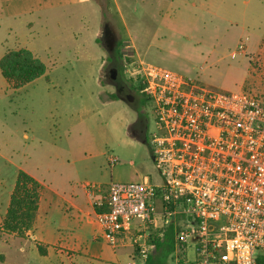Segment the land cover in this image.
Returning a JSON list of instances; mask_svg holds the SVG:
<instances>
[{"label":"rangeland","instance_id":"374dc122","mask_svg":"<svg viewBox=\"0 0 264 264\" xmlns=\"http://www.w3.org/2000/svg\"><path fill=\"white\" fill-rule=\"evenodd\" d=\"M105 26L123 53L119 74L128 86L124 64L134 56L206 87L264 98V0H0V59L25 48L46 67L17 89L0 71V176L6 182L14 181L16 166L46 175L79 170L78 179L104 187L162 182L151 145V102L141 92H130L136 96L128 101L106 77L111 56L118 55L101 41ZM142 113L152 120L147 137L134 131ZM64 213L56 224L68 222ZM70 226L75 229H62V238L79 230L76 222ZM80 234L85 244L91 241L89 228ZM99 242L107 257L95 260L119 264L109 244ZM121 254V264L142 262L129 251ZM169 262L176 263L174 255Z\"/></svg>","mask_w":264,"mask_h":264},{"label":"built area","instance_id":"2783aa9c","mask_svg":"<svg viewBox=\"0 0 264 264\" xmlns=\"http://www.w3.org/2000/svg\"><path fill=\"white\" fill-rule=\"evenodd\" d=\"M133 57L124 74L151 102V145L162 182H112L95 215L103 239L114 250L133 248L143 264L172 227L175 264H259L264 98L206 87Z\"/></svg>","mask_w":264,"mask_h":264},{"label":"crops","instance_id":"0c3cea01","mask_svg":"<svg viewBox=\"0 0 264 264\" xmlns=\"http://www.w3.org/2000/svg\"><path fill=\"white\" fill-rule=\"evenodd\" d=\"M103 66L104 62L101 64V70ZM15 169L14 181L6 182L0 176L1 223L7 213L20 170L41 185L38 211L32 228L23 236L6 233L0 228V264H57V262L103 264L95 260V257L101 254L107 257L104 254L107 252L105 247L99 246V240H103V237L102 230L95 221V215L103 210L98 204L106 194L107 187H104L102 182H92L86 178L78 179L79 170L68 169L58 172L57 175H46L38 169L30 171L17 166ZM60 211L65 212L64 216L68 218V222L55 223L54 218ZM73 222L78 223L79 230H72L70 235L62 238L60 236L62 229H75L70 226ZM83 228L90 229L91 241L87 244L80 234ZM108 249L119 264L123 256L121 252L129 251L130 257H136L131 247L114 250L109 245ZM155 253L156 249L150 257ZM168 264H170L169 259Z\"/></svg>","mask_w":264,"mask_h":264},{"label":"trees","instance_id":"16d2710c","mask_svg":"<svg viewBox=\"0 0 264 264\" xmlns=\"http://www.w3.org/2000/svg\"><path fill=\"white\" fill-rule=\"evenodd\" d=\"M118 58L114 59L115 68L123 74L121 58L123 53L117 52ZM130 60V57L127 58ZM0 71L12 88L23 87L46 72V67L41 60L25 48L7 51L0 59ZM131 90L135 88L129 85ZM121 98L118 94L115 98ZM41 185L33 177L20 170L11 195L10 204L1 228L6 233H16L23 236L30 230L35 222ZM156 253L149 257L145 264H168V259L175 250L173 228L169 227L162 239L156 241ZM258 263L264 264V254L259 255Z\"/></svg>","mask_w":264,"mask_h":264},{"label":"flooded vegetation","instance_id":"af4514ba","mask_svg":"<svg viewBox=\"0 0 264 264\" xmlns=\"http://www.w3.org/2000/svg\"><path fill=\"white\" fill-rule=\"evenodd\" d=\"M101 41L105 45L109 53L113 54L116 51V35L108 26H105L103 28ZM118 51L119 50H117L116 53ZM110 61L112 63L106 71V77L110 79V81L116 87L118 93H124L127 98L131 97L133 101L136 95L133 97L130 92H135L136 94H138L139 92L136 89L131 90L129 88L126 81H124L123 75H120L118 70L115 68L113 56H111ZM151 122L152 120L150 118V115L142 113V115L139 117L138 121L134 126L135 134L140 137H147L150 130Z\"/></svg>","mask_w":264,"mask_h":264},{"label":"water","instance_id":"95a60500","mask_svg":"<svg viewBox=\"0 0 264 264\" xmlns=\"http://www.w3.org/2000/svg\"><path fill=\"white\" fill-rule=\"evenodd\" d=\"M121 99H123V98H121ZM127 99H128V101H130V102L132 101V98H131V97H128Z\"/></svg>","mask_w":264,"mask_h":264}]
</instances>
